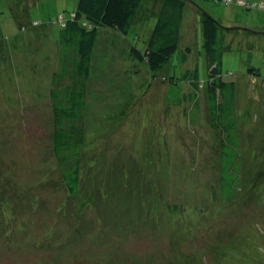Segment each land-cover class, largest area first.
<instances>
[{"label": "rangeland", "instance_id": "rangeland-1", "mask_svg": "<svg viewBox=\"0 0 264 264\" xmlns=\"http://www.w3.org/2000/svg\"><path fill=\"white\" fill-rule=\"evenodd\" d=\"M236 1L188 0L198 35L193 27L184 31L198 36L190 39L189 61L204 79L207 62L201 13L241 28L227 32L230 40H226L222 70L233 73L230 80L239 83V103L248 109L243 119L255 122L250 132L241 134L243 138L230 132L233 142L247 150L237 163H246L244 172L250 180L263 163L264 152V135H259L264 129V110L262 120L257 117V103L264 106L259 102V98L264 100V87L260 89L263 97L252 101L255 80L260 86L264 83V12L250 4L264 0H244L246 6ZM77 2L0 0V156L6 158L2 169L10 172L8 166L24 167L32 158L36 164L22 169L25 178L18 183L31 186L45 180L57 184L53 194L50 189L51 194L40 192L23 200L26 206L21 209L17 205L0 209V264H28V258L29 264H234V260L264 264L260 261L264 258V207L252 209L251 203L238 211L236 198L230 203L213 197L219 184L206 173L214 165L207 153L217 151L221 135L216 131V137L209 130L200 139L193 134L203 132L200 124L181 127L177 105L184 106V95L169 80L155 79L146 63L130 56L132 39L144 48L164 0H143L140 11L145 19L134 28L136 36L124 38L109 29L99 33L84 118L90 136L83 174L87 190L83 188L84 196L74 210L65 208L60 173L43 158L53 161L47 155L53 129L50 87L53 74L60 69V28L52 21L59 14L68 17L76 11ZM173 65V75L182 71L181 50ZM252 68L260 72L254 81ZM180 141L187 145L186 156L179 155ZM32 150L39 153L32 157ZM167 150L171 156H164ZM234 150L227 148L231 154ZM119 156L126 164L114 162ZM181 171L195 173L198 181L180 183ZM148 177L157 189L151 194L137 181L145 182ZM241 184L240 189L245 188L246 182ZM260 185L253 181L246 189L259 195L264 191L258 189ZM243 198L248 196L238 200ZM42 200L48 202L47 207H40ZM9 201L0 198V205L9 206ZM114 202L119 203L118 217L109 215ZM231 242L238 247L227 253ZM17 249L21 255L14 260Z\"/></svg>", "mask_w": 264, "mask_h": 264}, {"label": "trees", "instance_id": "trees-1", "mask_svg": "<svg viewBox=\"0 0 264 264\" xmlns=\"http://www.w3.org/2000/svg\"><path fill=\"white\" fill-rule=\"evenodd\" d=\"M142 2L143 0H78L76 11L69 14L68 17L59 14L52 21L54 25L60 28L57 39L60 48V69L53 74L50 87L53 129L51 132L52 146L49 148L47 155L52 157L53 161L50 158L43 159H47L53 164V171L60 173V186L61 189H64L63 193L66 196L64 204L65 208L69 210L77 205L81 195L84 196V189L87 190V187L84 188V183L87 181H85L83 174L87 170L84 163L85 156L90 152L86 149L90 136L84 118L87 110V91L89 82L93 77V53L97 46L99 33L103 29H109L124 38L136 36L134 28L145 19L140 11ZM226 2L229 4L235 3V0H226ZM236 3L239 5L245 3L244 6L247 4L244 0H237ZM250 7L264 12V2L257 5L250 4ZM192 12L188 0H164L160 15L157 17L150 36L145 41L144 48H139L135 40L132 39L130 56L139 62L146 63L155 79H162L166 82L169 80L170 84L179 90L180 96L184 95V106L180 109V106L177 105L178 116L182 121L179 123L181 127L182 124H200L203 132L193 131V134L200 139H205L206 131L209 130L215 131L212 133L216 137L217 132L218 136L221 135V139L217 141V151L214 150L215 154L213 151L207 153L204 140L206 153L209 155L211 163H214L206 173L215 178L219 184V192H215L213 197H222L224 202L229 201L230 203H233L234 198H236L237 203H235L239 204L238 211L245 206L246 208L249 207L251 203H253V205H250L252 209L255 205L264 207V200L261 198L264 197V152H262L261 160L263 163L256 169V177L249 180L244 172L246 163H237L242 155H247V150L242 144L237 146L230 135V132L236 131L238 137L243 138L241 134L250 132L255 123L243 119L248 109L243 110L242 105L239 103V83L230 80L234 76L233 73H224L222 70L225 47H228L226 40H230L227 32L241 28H234L236 25L231 24L224 25L213 16L207 15L205 11L201 13L200 29L207 62V75L202 76L204 79H201L200 70L189 61L190 39L192 37L198 38V36H193L192 32L187 33V31H184L186 28L193 27L196 28V34L198 35V22L195 24ZM256 34L258 33L256 32ZM184 36H186L185 39ZM179 50L182 52V71L176 70V75H173L172 71L175 67L173 59ZM251 72L252 75L255 73L252 76L253 81L257 76L260 77L258 70L253 69ZM181 80L182 84L178 82ZM254 84L256 85L254 86L256 93L252 101L257 102L259 97H263V90L260 89L264 87V83L260 86L255 80ZM259 99L260 103L264 102L262 98ZM262 110H264V106L257 103L258 118L262 116L260 113ZM252 118L254 120V116ZM260 120H262V117ZM259 135H264V129ZM230 147L235 148L233 154L227 152V148ZM238 148H240V152ZM44 150H41V155ZM166 152L168 155L164 154V156L172 155L170 150ZM38 153L39 150H32L31 156L33 157ZM187 153V145L182 143L179 155L186 156ZM5 159V157L0 156V198H10V201L9 206L1 203L0 209L7 211L8 208L11 210L12 205H17L18 209H21L22 206H26L23 203L25 199L35 198L34 195L40 192L46 194L56 192L57 184L43 182L45 180H40L31 186L18 183L25 178L21 174L22 169L27 170V166L33 167L36 164L32 161V158L29 163L25 164L26 166H21L22 168L8 166L10 172L2 169L3 166L6 168ZM118 160L122 161V157L115 158L114 162L117 163ZM122 163L123 165L126 164L123 161ZM197 178L195 173L181 171L178 174V181L180 183L184 181L183 184H194L198 181ZM137 181L140 183L139 186L145 188L147 194L157 191L151 183V177H148L145 182L138 179ZM242 181L246 182V186L247 183L250 184L253 181L258 184L262 183L258 189L263 188L261 190L263 192L260 191L261 194L259 195L250 193L247 191L246 186L240 189ZM50 189L51 193L49 192ZM92 189L95 190L94 187ZM242 195H247L248 198L239 201L238 199ZM118 204L114 202L115 207L110 209V216L118 217L121 214V211L117 210ZM204 204L206 205L207 201ZM47 206L48 202L42 200L40 207ZM98 218L104 219L105 217ZM123 218L124 214L122 213ZM0 223H2L1 219ZM239 239L240 241L243 240L242 238ZM231 243L232 248L225 250L227 253L234 252L236 246L238 247L233 242ZM3 246L7 247L6 250H8L7 244L3 243ZM24 253L27 255V252ZM18 255H21V253L17 249L13 254L14 260L19 259ZM28 259L27 263L29 264L31 260ZM193 261L195 263L196 258H193ZM260 261H264V258H261ZM261 263L263 264V262ZM227 264L230 263L227 262ZM234 264H237L235 260Z\"/></svg>", "mask_w": 264, "mask_h": 264}]
</instances>
